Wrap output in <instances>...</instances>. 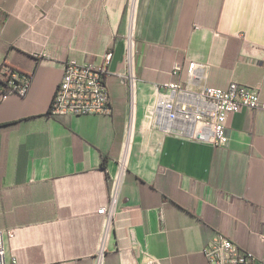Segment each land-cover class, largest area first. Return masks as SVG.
<instances>
[{"label": "crops", "instance_id": "obj_1", "mask_svg": "<svg viewBox=\"0 0 264 264\" xmlns=\"http://www.w3.org/2000/svg\"><path fill=\"white\" fill-rule=\"evenodd\" d=\"M128 25L129 0H0V66L30 76L24 94L0 93L8 263L97 264L103 243L101 264H210L222 233L264 264V110L231 114L224 146L165 130L155 110L190 60L210 66L209 85L235 80L264 100V0H138L133 94L120 76ZM108 49L112 114L52 116L66 63ZM117 176L106 230L98 210Z\"/></svg>", "mask_w": 264, "mask_h": 264}, {"label": "built area", "instance_id": "obj_2", "mask_svg": "<svg viewBox=\"0 0 264 264\" xmlns=\"http://www.w3.org/2000/svg\"><path fill=\"white\" fill-rule=\"evenodd\" d=\"M138 0H129V25L126 36L124 65L126 73L120 74L123 82H127L133 94L135 76L132 70L133 30L135 11ZM113 57V50L108 49L100 63L92 61H78L70 59L64 68L52 102L50 114L85 115L112 114L111 93L106 78L110 75L109 65ZM182 69L179 63L173 67V72ZM8 71V67L3 68ZM210 66L201 61L190 60L187 65L185 82H165L160 87L167 90L160 94L156 104L157 120L165 130L176 132L181 137L199 142H206L214 146H224L228 142L227 122L231 114L240 108L263 109L264 100L256 87H249L232 81L226 88L208 84ZM30 78L19 70L9 73V93L24 94ZM1 88V84H0ZM133 98V97H132ZM131 125L129 126V132ZM120 188V176L111 184L110 204L98 210L106 215V230L114 215L115 200ZM14 229H0V264H9L6 253V239L14 236ZM264 246V232L260 234ZM104 246L98 253V263L101 264ZM210 264H256L253 252L237 246L228 236L217 233L206 245L204 250ZM16 263V259H12ZM146 264H153L152 261Z\"/></svg>", "mask_w": 264, "mask_h": 264}, {"label": "trees", "instance_id": "obj_3", "mask_svg": "<svg viewBox=\"0 0 264 264\" xmlns=\"http://www.w3.org/2000/svg\"><path fill=\"white\" fill-rule=\"evenodd\" d=\"M5 66L9 68L8 71L7 70L6 71L3 70V68ZM11 70H19V69L15 68V67H13L10 64H7L5 62L0 66V84H1L0 91H2L3 93L8 92L10 90V87H9V73H10ZM19 71L22 72L21 70H19ZM22 73H24V72H22ZM25 75H27V74H25ZM27 76L30 78L29 75H27Z\"/></svg>", "mask_w": 264, "mask_h": 264}]
</instances>
